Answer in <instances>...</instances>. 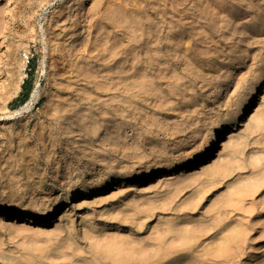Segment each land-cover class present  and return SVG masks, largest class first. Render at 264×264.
Masks as SVG:
<instances>
[{
  "label": "rangeland",
  "instance_id": "1",
  "mask_svg": "<svg viewBox=\"0 0 264 264\" xmlns=\"http://www.w3.org/2000/svg\"><path fill=\"white\" fill-rule=\"evenodd\" d=\"M98 1L0 0V205L45 214L55 204H64L68 195H80L83 185L94 191L116 177L129 179L201 154L220 132L219 126L231 123L260 86L264 0H135L136 9L133 0H106L137 11L127 15L134 21L125 16L116 23L103 17L98 24L105 26L104 31L98 24L90 28L95 21L89 11ZM254 25L262 29L251 28ZM95 39L96 50L86 54L88 42ZM26 52L29 60L24 67ZM99 55L103 61L95 58ZM74 64L87 77L105 71L108 90L98 91L86 77L80 84L71 80L68 88L64 74ZM230 70L235 73L231 86L217 100L216 90L228 80ZM256 77V88L251 89ZM22 78L34 86L30 100L38 87L39 99L21 115L16 100ZM90 94L93 99L106 94L111 101L109 130L100 138L62 135L68 123L58 122L55 111ZM93 121L100 122L101 114ZM256 125L261 131H248ZM237 129L204 165L206 170L199 167L182 180L157 177L136 192L127 187L113 190L100 208L105 215L77 202L83 205L82 217L68 226L58 221L43 227L0 223V264L143 260L161 249L158 240L168 232L163 219H173L179 233L195 228L208 232L199 244L203 247L218 243L234 229L243 235L249 228L240 239L246 246L259 235L254 225L264 223L260 208L264 182L253 181L264 169V99L247 118L246 127ZM136 132L142 134L138 142ZM240 133L248 140L235 147ZM51 134L56 141L53 149ZM109 139H117L119 146H110ZM124 147H139L141 156L127 154ZM233 148L237 150L233 167L226 174L219 172ZM65 162L66 168L56 173L54 165ZM215 165L220 166L219 175L211 178L208 169ZM35 174L43 178H29ZM35 182L40 183L36 189ZM250 184L262 185L260 193L240 201L237 208L226 205L239 188ZM150 214L153 218L147 219ZM183 242L171 237L163 248L179 250ZM237 258V264H264L263 251L239 250Z\"/></svg>",
  "mask_w": 264,
  "mask_h": 264
},
{
  "label": "bare ground",
  "instance_id": "2",
  "mask_svg": "<svg viewBox=\"0 0 264 264\" xmlns=\"http://www.w3.org/2000/svg\"><path fill=\"white\" fill-rule=\"evenodd\" d=\"M106 0H99L98 2H95L93 4V8L91 11H89V14L91 15L92 20L95 21L94 24L91 25V29L95 28V25L100 23L102 20H105L103 17L111 20V22H122L123 17H127L128 14L135 15L134 12L137 10L138 4L135 0L132 1L131 6L132 10L128 11L127 9H123V7L120 4H114L111 5L110 3H106ZM127 2H129L127 0ZM104 12V13H103ZM70 14V13H69ZM129 21H134V16L127 17ZM79 24V22L75 23L74 26ZM78 27V26H77ZM100 30L104 31L105 26L98 24L96 26ZM255 30L262 29V27H258L254 25L251 27ZM99 40L95 39L93 41H89L88 45L85 49V53L88 55H92V53L96 50L95 43H98ZM88 48V49H87ZM25 63L24 67L27 66L28 60H29V54L26 52L24 55ZM95 58H100V60L103 61V56L99 55ZM91 64V59L87 60V65ZM102 67V66H101ZM260 75L261 77H256L254 79V82L251 86V89L256 88V80L258 78V81L260 86L255 89V93L253 96H251L246 105L241 108L240 111L236 114L234 119L231 123H223L219 126L220 132L215 134L211 139L207 142V146L203 150L201 154L194 155L187 158L177 159L174 161L172 166L165 167V166H159L153 170H149L146 173H140L139 175H134L130 177L129 179L123 178V177H116L115 179H112L110 181H107L103 183V185L98 188L97 190L91 191L93 189H90L86 185H83L80 187L78 192H80V195L76 196L75 198L71 195H68L67 201L63 202L64 204H55L51 209L46 210L44 213H35L33 211L23 210V209H17L12 208L9 206L0 205V223H7L9 221H12L14 223H25V226L36 224L38 226H47V223L51 221V223H55V221L60 222L61 224L65 223V226H68L70 224H73L75 221V217L81 218L80 215L81 212V204L77 205V202H83L85 203L89 208H91L93 212H97V209H103L102 204L107 201V197L113 190L120 189V188H131L134 192H136L139 189V185H142L149 180H155V178L159 177L167 178V177H176L180 180L183 179L185 173L192 172L199 167H201L203 170H206L208 167L204 165H209L212 158L215 156L217 149L224 143L227 142L229 136L233 132H239V129L237 128H245L247 125V118L251 116L258 106H260L261 101L264 99V62L262 64V67L260 68ZM230 75L228 80L220 86L216 90L215 97L217 100L222 99L224 95L227 93L228 89L231 86V82L233 81V71H229ZM64 76L68 77V88L71 87V80L75 81L76 83L80 84L81 80L86 77V80L90 85L95 87L98 91H107L108 90V83H107V75L105 71H102V74L100 76H94L90 75L87 77V72L80 68L77 64H74L73 67L70 68L69 71L65 72ZM26 77V75H25ZM92 80V82H90ZM24 83V78H22L17 84L19 89H21V84ZM258 84V85H259ZM257 85V86H258ZM16 92V90H14ZM94 94H90L88 98L84 99H78V103L74 105L75 101L67 102L63 105L62 108L59 110L57 109L55 111L56 114V120L58 122L68 123L66 125L65 130L62 131V135L70 137L71 134L75 135L77 134L78 137L84 138V137H101L102 131L106 132L109 130V126H111L106 119V117L109 116L107 108L110 107L111 101L106 99L105 95L98 96L95 94L96 99H93ZM39 99V87L35 90L32 99L23 107H21V110L17 112L18 114H28L35 103L38 102ZM122 104V102H121ZM131 104V103H130ZM48 104H45V107H47ZM121 106V105H120ZM241 106V104L239 105ZM122 107V106H121ZM133 106H130L131 108ZM124 112V110H123ZM101 114V121L100 122H94L93 118H95V115ZM117 113V112H116ZM86 114V115H85ZM150 127V126H149ZM262 126L256 125L252 126L248 129V131H252V133H258L261 131ZM241 134V133H240ZM51 134L49 142L52 146V149L56 145V141L53 139L54 137ZM148 136L153 137V135L148 132ZM135 140L137 142L139 139L142 138L141 132H136L135 134ZM248 140V137L245 138L244 134L242 133L239 136L238 140H235V144H233L235 147H241L244 145ZM108 142L110 146L112 147H118L119 144L117 143V139H109ZM71 142V140L68 138L67 143ZM63 143H65L63 141ZM85 143H88L85 139ZM48 144V143H47ZM121 145V144H120ZM123 145H126L124 142ZM66 146V145H65ZM154 146V145H153ZM155 147V146H154ZM216 147V148H215ZM215 149V150H214ZM127 154L136 157L141 156L139 152V147L132 149L131 147H124L122 149ZM214 150V151H213ZM236 149L233 148L232 151H228V154L226 155V161L221 165H215L214 167L208 169V175L211 178H215L219 175V172H226L230 170L233 167V164L236 160ZM52 152V151H51ZM198 153V151H197ZM50 155V154H48ZM55 171L56 173L60 172V168H63L64 170L67 166V162L60 164H55ZM220 167L219 172L216 171L217 168ZM262 172L260 173L261 176L255 177L253 181L255 182H264V169H261ZM42 174H35V175H29V178L32 180H40ZM125 177V176H124ZM173 180V179H169ZM43 181V180H42ZM40 183L35 182L33 183V188H37ZM251 186L242 187L239 188L236 192L235 196H233V199H229L226 202L227 206H231L233 208H237L240 201L244 200L247 197H253L254 195H257L260 193L262 188V185L259 187L250 184ZM50 196V195H49ZM263 198H261L260 201V208L262 211V214H264V193ZM91 200V201H88ZM88 201V202H87ZM72 207V208H71ZM110 207V206H108ZM99 210L100 214L105 215L106 210ZM227 209V208H226ZM54 218V219H53ZM153 218V214H150L147 216V219ZM53 219V220H52ZM264 219V218H263ZM127 220V219H126ZM160 220V219H159ZM162 220V219H161ZM164 224L168 226V232L167 235L163 238L158 240V245L160 246V250L155 254L152 255L146 259L143 260H132V259H119L118 257H113L111 263L113 264H179L180 259L183 264H237L236 260L238 259L239 250L244 251H250L256 252V251H263L264 252V223L260 226L258 224L254 225L255 230L259 233L258 237L256 239H253L249 242V244H246V246L242 247V244L240 242V239L242 236H247L250 233L249 228H247L248 233L246 234L245 231L242 235V231L238 229H234L229 236H225L223 239H221L218 243L203 247L202 244L199 245L203 240L204 237L208 235V232L205 230H197L196 228L193 229L190 233L184 234L179 233L174 228L175 222L173 219H163ZM50 223V224H51ZM197 225H202L200 221H197ZM130 233H133V230H130ZM135 234V233H133ZM224 234V232L222 233ZM136 235V234H135ZM140 235V233H138ZM177 239L183 240V246L179 250H171V249H164L163 244H167L168 239L171 237H176ZM135 244H129L126 246V248L123 250L124 252L128 251L131 247H133Z\"/></svg>",
  "mask_w": 264,
  "mask_h": 264
},
{
  "label": "trees",
  "instance_id": "3",
  "mask_svg": "<svg viewBox=\"0 0 264 264\" xmlns=\"http://www.w3.org/2000/svg\"><path fill=\"white\" fill-rule=\"evenodd\" d=\"M33 89L34 86L29 82V80L24 83L22 87V92L16 100V103L18 104L19 108L23 107L28 103Z\"/></svg>",
  "mask_w": 264,
  "mask_h": 264
},
{
  "label": "crops",
  "instance_id": "4",
  "mask_svg": "<svg viewBox=\"0 0 264 264\" xmlns=\"http://www.w3.org/2000/svg\"><path fill=\"white\" fill-rule=\"evenodd\" d=\"M30 100V99H29ZM29 102V101H28Z\"/></svg>",
  "mask_w": 264,
  "mask_h": 264
}]
</instances>
